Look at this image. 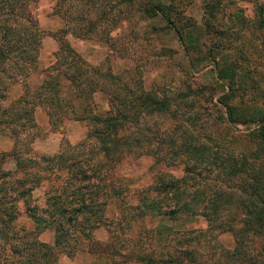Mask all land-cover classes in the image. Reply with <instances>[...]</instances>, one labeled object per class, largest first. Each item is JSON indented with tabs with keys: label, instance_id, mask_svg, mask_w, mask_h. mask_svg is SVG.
I'll return each instance as SVG.
<instances>
[{
	"label": "trees",
	"instance_id": "1",
	"mask_svg": "<svg viewBox=\"0 0 264 264\" xmlns=\"http://www.w3.org/2000/svg\"><path fill=\"white\" fill-rule=\"evenodd\" d=\"M36 1L0 0V132L13 139L11 149L0 152V264H59V253L71 258L84 247L85 252L104 264H264V88L255 92L262 104L256 105L251 98L245 102L243 94L257 87L244 86L236 63L221 65V61L219 66L216 60V77L226 87L216 97L212 87L189 83L176 90H144L119 81L120 89L109 93L94 79L96 72L61 38L65 32L62 28L59 36L57 32L52 34L58 48L52 64L43 69V80L34 92L35 101L25 98L24 92L4 105L8 85L17 76H26L37 62L44 32L30 10ZM85 1L89 7L87 17H83L84 23L76 24L89 33L95 27V18L104 16L108 20V10L113 6H100L94 17L89 13L95 14L92 8L100 0ZM132 1L116 0L117 4ZM244 1L252 5L251 18L244 17L241 7L226 16L220 13L223 0H202L200 34L192 39L182 35L193 24L180 21L179 0H143L139 7L146 17L163 22L153 29L172 30L186 54L199 53L200 38L207 37L208 43L201 45H206L204 52L209 55L212 50H221L213 34L228 35L231 26L236 25L233 32L239 37L247 24L254 29L264 27V0ZM218 13L226 17V22L217 17ZM70 33L80 35L76 28ZM261 44L264 59L263 41ZM6 66L13 70L10 75L5 73ZM104 76L112 83L117 78L109 72ZM60 80L68 82L75 98L85 103L73 105L64 99L59 92ZM97 89L107 93L109 107L102 113L86 111V94ZM236 95L238 100L233 102ZM213 99L223 109L215 115V124L223 121L228 126L251 127L247 134L256 145L252 151L234 154L224 150L218 154V150L211 149L212 143H207L211 136L201 123L209 116L206 105ZM39 103L45 107L52 126L63 120H86L84 137L75 144L63 139L53 154L32 151L31 137L21 149L20 132L32 135L33 111ZM148 117H163L172 126L159 130L147 121ZM145 155L156 165L181 163L182 174L174 176L169 171L155 170L148 185H133L120 165L128 157ZM7 158L13 160V167L3 166ZM200 165L214 168L221 180L238 178L242 182L245 192L233 202L240 210L239 217L236 213H223L231 200L218 186L197 183L200 173L196 169ZM39 186L43 187L41 205L32 196ZM110 200L117 205L111 216L107 214ZM20 204L31 220L30 229H14ZM196 211L206 221L205 228L177 229L158 222L153 227H141L146 218L172 222L182 214ZM133 224L138 226L135 237L124 232ZM99 226L108 230L103 242L92 237V231ZM46 228L53 229L52 244L37 238ZM225 231L233 236L231 248L216 239L218 233ZM253 240L259 245L255 246Z\"/></svg>",
	"mask_w": 264,
	"mask_h": 264
},
{
	"label": "rangeland",
	"instance_id": "2",
	"mask_svg": "<svg viewBox=\"0 0 264 264\" xmlns=\"http://www.w3.org/2000/svg\"><path fill=\"white\" fill-rule=\"evenodd\" d=\"M115 1L116 4L113 3ZM162 1L166 0H152ZM143 0H133L132 2L117 4L116 0H100L96 6L92 8L95 14L90 16L96 17L100 6H113L111 11L108 10V20L100 17L95 18V27L92 32H83L84 27L76 23H84L87 17L88 8L85 0H37L31 5V12L37 21L38 26L43 30L44 34L40 40V46L37 51V62L35 68L28 72L26 76L18 77L15 82L8 85L5 90V100L3 104L7 105L24 92L27 93L25 98L35 101L34 92L43 80V69L54 61V52L58 48V43L52 34H59L60 29H65L60 36L68 43V45L78 54V56L93 69L96 74L93 76L101 87H107V91H118L120 88L119 81L126 83L133 88L141 87L144 90L153 89L159 90L172 89L176 90L185 83L191 85H207L213 88V96L225 92L226 87L223 85V80H219L215 73V64L217 60L221 65L228 63H236L240 74L242 73L243 84L245 87L250 85L257 88L251 92L247 90L243 94L242 100L254 102L256 105L262 104L259 94H255L260 88H264V59L263 51H261V41L264 45V27L254 29L251 24H247L240 36H236L233 31L237 26H231L225 35L218 33L213 34L214 40L219 42L222 52L220 55L216 50L207 55L204 52L206 45H201V42L208 43L207 37L200 38L201 51L191 52L186 54L182 45L177 40V35L172 30L153 29L154 26L161 27L163 22L158 18L146 17L139 7ZM180 21L184 24V20L190 22L192 27L188 28V32H183L182 35L195 38L200 34L199 27L202 26V0H179ZM237 7H241L244 17H252V5L244 0H223L220 7L221 12L227 13L235 11ZM78 16V18H74ZM224 22L226 17L220 16ZM97 21H99L97 23ZM228 24V22L226 23ZM76 28L79 36L70 33V29ZM83 30V31H82ZM238 31V30H237ZM166 49V50H163ZM163 50V51H162ZM243 55V56H242ZM222 56L221 58H219ZM191 58V61H187ZM214 58V59H213ZM194 59H197L194 61ZM58 65V64H57ZM60 65V64H59ZM232 66V65H231ZM12 68L6 66L5 73L10 75ZM111 73L117 78L113 79V83L104 76L105 73ZM110 83V84H109ZM260 87V88H259ZM76 91V90H74ZM59 92L70 104L79 105V102L85 103L82 99H76L75 94L68 82L60 80ZM86 92V91H85ZM240 93V91H239ZM86 98V111L94 113H102L108 109V95L103 89H97L93 92H88ZM237 95L232 101H237ZM208 103V102H206ZM209 111V116L203 120V130L211 138L207 140L208 145L213 150H218V154H222L224 150H229L236 154L240 151L249 152L256 146L247 132L251 129L250 126L235 124L228 126L223 121H217L215 124V115L221 114L223 109L213 99L212 102L206 105V110ZM33 119L35 123L32 135H28L25 131L20 132V145L27 143L30 137L29 146L32 151L37 154H53L56 152L59 143L65 139L70 144H75L84 137L88 129L86 120H63L57 125H50L46 115L45 107L38 104L33 111ZM149 123H153L151 127H157L160 130L171 127V122L163 117L146 118ZM214 143V144H213ZM13 139L8 134L0 132V152L11 149ZM216 145V146H215ZM223 149V150H222ZM13 160L7 158L3 164L4 167H13ZM182 164L174 162L168 166L156 165L153 163L150 156H141L139 158L128 157L120 165V170L124 171L129 176L133 185L145 187L151 182L152 175L155 170L169 171L174 176L182 174ZM200 176L197 175V183L205 185L211 184L218 186L220 191L230 196L228 204L224 207L227 209L223 213L230 216L236 213L239 217L240 210L234 207V201L238 197L242 198L245 192L241 188L242 182L238 178L231 181H224L217 178L216 170L207 165H200L196 169ZM211 188V187H210ZM243 189V190H242ZM206 193H210L208 188H205ZM34 201L41 205L43 201V187L39 186L32 192ZM130 199V197H129ZM134 201L132 198L130 199ZM233 204V205H232ZM170 224L177 229L185 228H205L206 221L199 214H182L172 222L166 219L157 220L155 218L143 220L141 227H153L156 223ZM20 228L30 229L32 223L30 218L24 212L23 205H18V213L14 221V229ZM138 226L131 225L129 228H124L132 237H135ZM45 230V229H44ZM43 230V231H44ZM106 236L107 231L105 229ZM46 237V236H44ZM38 240L39 233L37 234ZM216 239L224 247L231 248L233 245V236L230 232L218 233ZM253 244L259 245L257 240L252 241ZM0 250V256H1ZM59 264H104L103 260L96 259L95 256L89 255L87 252H77L76 257L69 259L59 253Z\"/></svg>",
	"mask_w": 264,
	"mask_h": 264
},
{
	"label": "crops",
	"instance_id": "3",
	"mask_svg": "<svg viewBox=\"0 0 264 264\" xmlns=\"http://www.w3.org/2000/svg\"><path fill=\"white\" fill-rule=\"evenodd\" d=\"M117 210V205L115 204L114 201H109L108 203V206H107V214L109 216H111V214H114ZM105 227L104 226H99L97 228H95L93 231H92V237L94 238V240L98 241V242H103L107 239V236H108V230L106 229L107 231V236H106V232H105ZM46 236V237H44ZM53 237H54V233H53V229L51 228H46L44 231H41L39 233V238H40V241L42 242H45V243H48V244H52L53 243ZM77 252H85V247H84V251L83 249L81 250H76L75 252V255L69 259H73L74 257H76V254Z\"/></svg>",
	"mask_w": 264,
	"mask_h": 264
}]
</instances>
